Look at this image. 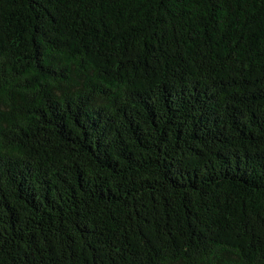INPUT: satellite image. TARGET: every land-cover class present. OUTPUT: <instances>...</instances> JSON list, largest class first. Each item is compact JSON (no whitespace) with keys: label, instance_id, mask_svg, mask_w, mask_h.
<instances>
[{"label":"trees","instance_id":"1","mask_svg":"<svg viewBox=\"0 0 264 264\" xmlns=\"http://www.w3.org/2000/svg\"><path fill=\"white\" fill-rule=\"evenodd\" d=\"M0 264H264V0H0Z\"/></svg>","mask_w":264,"mask_h":264}]
</instances>
